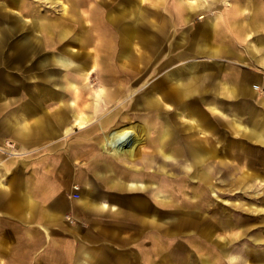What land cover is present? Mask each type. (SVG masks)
Segmentation results:
<instances>
[{
	"label": "rangeland",
	"instance_id": "1",
	"mask_svg": "<svg viewBox=\"0 0 264 264\" xmlns=\"http://www.w3.org/2000/svg\"><path fill=\"white\" fill-rule=\"evenodd\" d=\"M23 1V10L32 15L24 14L20 22L1 21L2 24L17 23L21 28L17 31L13 25L10 31L3 33V43H7L0 50V56L10 55L12 43L20 33H30L31 40L47 51L67 46L83 52L87 58L86 74L78 75L81 87L75 109L91 115L84 122L85 126L74 123L68 130L60 127L56 132H44L37 138L33 134L34 140L27 148L15 141H5L3 151L11 153L21 163L28 161L37 203L50 199L54 211H64L62 220L51 218V237L52 234L68 235L59 223L66 228L68 224L81 222L71 210H65L67 205H73L82 215L79 207L82 203L78 202L81 190L92 186L94 192L102 195L93 199L106 200L116 208L103 212L90 210L97 224L112 229L113 233L109 231L106 238H100L108 244H76L72 251H66L67 247L60 251L54 238H51L53 247L46 248L42 227L27 221L16 223L9 214L3 213L0 264H77L80 257H86L93 264H146L142 252L152 245V240L148 236L150 222L144 220L147 216L145 206L174 210L179 212L180 219L181 212L190 213L185 217L188 228L160 241L162 244L154 254L155 259L163 252L169 256L171 264H205L200 260L202 252L216 255L211 264H264V261L246 257L251 251L260 254L264 251V143L248 136L251 116L264 121V58H261L262 50L256 48L264 39V24L253 17H264V0H129L125 3L120 0H66L65 12L57 0ZM1 2L0 12L12 14V5ZM123 6H128V10L119 13ZM35 12L48 15L40 20L52 21L50 26L31 27ZM215 20L218 30L202 34L200 26ZM121 23L135 29L128 34L129 42L124 46L119 39ZM106 34L114 38L110 57L98 47ZM197 42L221 44L224 50L211 53L206 50L207 46L198 48ZM83 56L74 62L81 64ZM187 61L203 65L197 70L199 87L187 96V100L196 112L195 119L204 114L207 122L205 134L195 129L192 135L212 150L205 165H196V171L206 179L187 175L184 156L177 151L173 162H179L176 165L179 169L167 164L162 171H155L158 162H150L149 158L155 151L161 120L143 107L132 106V98H129L152 81H157L172 95L175 86L172 80L165 78V73ZM107 62L112 67H106L104 63ZM27 65V60L0 62V80L6 83L0 82V108L16 109L27 99L32 87ZM52 67L62 73L72 72V68L64 69L58 64ZM15 78L25 86L19 94L15 90ZM118 81L128 86L125 92L121 97L111 96L104 101L102 94L112 91V83ZM65 91L66 98L74 94L69 87ZM56 105L54 100L44 101L43 108L48 113H42L51 117ZM121 105L112 122L104 127L97 124L99 117ZM169 110L175 111L176 107L171 105ZM68 114L73 123L72 112ZM33 118L32 114L27 120ZM234 120L240 124L238 130ZM192 122L195 124L197 120ZM124 124H133L142 137L132 159L113 156L101 145L105 131ZM173 124L184 132L182 119L173 118ZM179 143L181 140L173 145ZM77 148L83 155L75 159ZM86 158L96 165L87 164ZM80 169L83 176H89L88 180L78 178ZM137 177L148 185L134 189L126 183L122 186L114 183L116 179L127 181ZM156 183L163 191V205L155 201L159 198L153 193ZM47 188H50V195L43 197L42 189ZM177 213L172 214L176 216ZM203 226L209 229L210 239L203 237ZM157 231L164 232V228L160 226ZM191 237H199L200 246L187 240ZM97 248L99 251L94 252ZM242 255L246 259L240 260Z\"/></svg>",
	"mask_w": 264,
	"mask_h": 264
},
{
	"label": "crops",
	"instance_id": "2",
	"mask_svg": "<svg viewBox=\"0 0 264 264\" xmlns=\"http://www.w3.org/2000/svg\"><path fill=\"white\" fill-rule=\"evenodd\" d=\"M2 1L5 2L1 3L2 5H12L10 7L12 14L7 11L0 12V50H2L4 43H7V41L3 43V33L6 31H10L13 25L14 27H16L17 31H20L21 28L17 25V23L2 24L1 21L3 19H6L9 21L12 20L20 22L21 20H23L24 14H31L30 11L23 10V0ZM57 1H59L62 5V12H65L67 10L65 4L66 0ZM128 1L129 0H120L119 2L125 3ZM223 9L225 8L223 7ZM127 10L128 6H123L122 9L119 10V13ZM17 11H20L21 15H17ZM47 16L48 15L35 12V16L33 18L34 21L31 27H34V25H36L37 28H42L46 25L50 26L52 21H49L47 18L46 19L48 21L42 22V20H40V18H45ZM253 17L258 20L261 24H264V17ZM233 22H236V20L234 19ZM31 27L30 29H32ZM119 27L121 30V37H119L120 42L123 46L128 45L129 41L127 36L128 34L131 35L135 29H133L130 24L126 23H121ZM200 29L202 34L209 33L211 30L217 31L218 22L216 20L211 23L209 22V24L200 26ZM113 41L114 38L109 36V34H106V36H104L103 38L101 37L100 42L98 44V47L103 48L104 54H107L108 57H110L112 53ZM197 46L198 48L202 49H205V47L207 46L206 50H210L211 53H218L224 50V48L221 47V44L208 45L206 42H197ZM256 48L262 50L261 58H264V39L259 41V44H257ZM70 49V47L62 46L57 50L47 51L44 48L39 47L35 42L31 40L30 33H20L18 38L15 39V41L12 43L10 55L8 57L0 56L1 63L13 61L17 63L27 60V74L32 81L31 90L24 103L20 102V104L17 105L16 109L0 108V220L2 218L1 215L4 213L9 214V217L12 218V221L16 220V223H18L17 221H27L32 225L37 224L39 228L42 227L43 229L44 245L46 246V248L53 247V241H51V238H54L56 240V243L59 245L60 251H62L63 247H67L66 251H72L73 247L76 244H108L106 241L100 240V238L101 236L106 238L109 234V231L112 232V229L110 230L109 228H107V226H103L99 223L97 224L91 218L92 212L90 210L95 209L96 212H103L106 211V209L108 208L115 209L116 207L112 204H109L106 200H100L98 198L93 199L96 197L100 198V196L102 195H100L98 191H95V193L94 189H92V186L87 190H81L80 194L78 195V202L82 203L79 204V207L82 210V215L76 212L73 205H67L65 209L69 211L71 210L76 216V220L78 219L81 222L72 225L68 224L66 228H63L61 223H59L60 228L65 229L68 235L55 236L52 234L51 237L50 233L53 229L50 223L51 218L56 217L62 220L64 216V211H54V209H52V207L54 206H52L50 199L44 200L43 203H37L35 201V193L33 188L34 181L29 176L28 161L25 163L19 162V160L13 157L11 153L3 151L2 144L5 141H9L10 143L15 141L16 143L18 142L22 144V146H26L25 148H27L29 146L28 144L30 143V141L34 140V138H32L33 134L34 137L37 138L38 136L41 137L44 132H56L60 127L65 128V130H68L74 123H78L79 126H85L84 122L90 119L91 114H84L82 110L80 111L78 107V110H76L75 106L77 104L76 97L79 95L78 88L81 87L78 83V75L86 74V69H84L83 67L87 65V58L83 56L82 54L84 53L80 52L78 49H71V51ZM56 55L68 56L73 61V63L75 59L83 56V62L81 64L74 63L71 66L66 67L55 60ZM52 64H58L64 69L72 68V72L65 71L62 73L54 69L52 67ZM104 64L106 65V67H112L109 62ZM202 66L203 65L196 63L195 61H187L181 66L173 67L167 73H165V78L172 80L173 85L175 86L173 91L174 93L172 95H169L157 81H152L140 93L129 97L130 99L132 98V106L143 107L146 109V112H152L153 116H156V118L159 117V120H161L160 131L156 135L157 144L155 146V151L154 153H151L149 158L150 162L151 160L158 162V165L156 166L155 170L156 172L162 171L164 166H166L167 164L172 169H179L178 166H176L179 165V162H173L176 159L175 151H177L178 153L184 156L183 166L187 175L197 179H206V177L202 176L201 172L196 171V165H205L207 163L208 157L212 153V150L208 146L203 144L201 140L193 138L192 135L195 129L205 134L207 130V122L204 114H199V118L195 119L194 116L196 112L193 111V108L191 107V102L187 100V96L191 92L196 91V89L199 87L197 85V70ZM14 81L16 84V93H18L20 89L25 88L24 83L19 78H15ZM0 82L1 84H6L3 80H0ZM112 84L114 85L112 90L113 92L109 90V92L106 91L104 94H102L104 101H108L109 99H111V96L121 97L128 87L125 86L124 82L120 81H118V83L113 82ZM67 87H69L71 90H74V94L71 98L65 97V90ZM102 95L101 93H98L99 97H102ZM0 97H2V95H0ZM6 97H8V99L11 98V96ZM50 100L56 101L57 105L51 111L52 116L48 117L47 115L42 113L47 111V109L43 108V102ZM7 104H9V102ZM122 105L119 106V108L113 109L112 111H110V113L99 117L96 121L97 124L100 127H104L108 123L112 122L114 116L117 115L120 109L122 108ZM171 105H174L176 107L175 111L169 110ZM214 107H217V105H214ZM68 112H72L71 115L73 116L72 119L74 120L73 123H70ZM32 114L34 115L33 120L28 121V116ZM173 118L182 119L183 128L181 129L186 133L181 132L179 129L176 128V126L173 124ZM194 120H197L195 124H193L192 122ZM249 121L250 122L248 126V136L253 137L257 141L260 140V142L264 143V121H262L259 117L254 116H251ZM233 123L237 125L235 129L238 130L240 124L237 123L235 120L233 121ZM145 124L147 126L149 123L146 122ZM98 125L92 126L94 127ZM126 126H131L135 132V135L137 136V139L135 140L133 145L134 147L132 152L125 147L115 148L114 146L108 144L106 141V138L115 129L123 128ZM244 127L247 126L244 125ZM179 140H181V143H179L180 145L178 144L174 146L173 144L175 142H178ZM141 141L142 137L137 133L135 126L133 124H124L113 126L109 130L105 131L101 140V145L103 146V148L106 149L107 152H109L113 156H120L132 159L136 153V144ZM74 154L76 155H74V158L76 157L75 159H78V157L83 155L81 149L78 148L75 150ZM86 161L89 165H96V163L92 162V159L90 158H86ZM79 165L81 168V164ZM78 173V178H80L82 181L89 179V176H83L81 169L78 171ZM114 183L115 185L120 186L125 185L126 183L128 187L134 189L145 188L148 185L146 182H144V180L138 177L130 178L127 181L116 179ZM162 192L163 191L161 190V188L159 189V185L156 183L153 193H157L156 195L159 196L158 200L155 198V201L158 202L160 205H163ZM42 194L43 197L50 195V188L42 189ZM64 207L65 205H62V208ZM148 208L149 207L146 206L144 208L145 213L147 215L144 216V220L149 221L151 225V231L148 233V236L152 240V245L150 247L144 248V251L142 252V259L145 261L146 264H171L168 258L169 256L163 255V252L161 256L157 259H155L154 254L158 251L159 245L162 244L160 243V241L162 242L163 239L168 238L167 236L180 234L181 231H184L188 228L189 223L185 220V217H188V214L190 213L181 212L180 219L178 217L179 212L177 213L174 210H169L168 208L162 207H156L152 209ZM172 213L177 214L175 216ZM96 221L99 222V220ZM180 224L183 227L180 228ZM160 226L164 228V232L158 233L157 230ZM203 227V237L205 239H210V237H208L210 236L209 229L206 228V230L205 226ZM207 227L209 228V226ZM46 233H48L49 235L48 238L46 237ZM187 240H189L191 244L197 243L199 246L200 243H202L199 240V237L196 239H194V237H191ZM251 241H254V239H251ZM149 250H151V252ZM98 251L99 248L94 249V252ZM81 252H83V248ZM200 254L202 256H200V260L203 261L205 264H211V261H215L216 255L214 256L202 252H200ZM246 257H253L258 262H262L264 261V251H262L261 254L251 251L250 254L246 255ZM246 257L244 258L242 255V258L240 260H244L246 259ZM77 264H93V262H89L86 257H80L79 262Z\"/></svg>",
	"mask_w": 264,
	"mask_h": 264
},
{
	"label": "bare ground",
	"instance_id": "3",
	"mask_svg": "<svg viewBox=\"0 0 264 264\" xmlns=\"http://www.w3.org/2000/svg\"><path fill=\"white\" fill-rule=\"evenodd\" d=\"M1 2V1H0ZM2 3V2H1ZM17 15H21L20 11H17ZM69 49V48H68ZM67 49V50H68ZM71 51V49H70ZM55 60L63 66H71L73 61L64 55H56ZM80 68V67H79ZM84 68V67H83ZM137 136L135 135L134 130L131 126H126L123 128L115 129L107 138L106 141L108 144L114 146L115 148L125 147L132 152L133 144ZM120 150V149H119ZM207 155V154H206ZM198 156V155H197ZM203 157V156H202ZM196 158V157H195ZM203 159V158H202ZM199 174V173H197ZM196 203H194L195 205ZM246 254V253H245ZM248 254V253H247ZM249 258V257H248Z\"/></svg>",
	"mask_w": 264,
	"mask_h": 264
}]
</instances>
